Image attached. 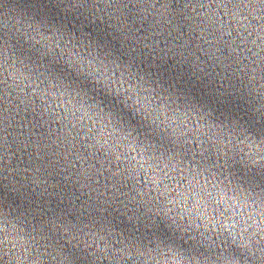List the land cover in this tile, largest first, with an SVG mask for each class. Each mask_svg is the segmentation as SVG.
I'll list each match as a JSON object with an SVG mask.
<instances>
[{
  "label": "clouds",
  "instance_id": "obj_1",
  "mask_svg": "<svg viewBox=\"0 0 264 264\" xmlns=\"http://www.w3.org/2000/svg\"><path fill=\"white\" fill-rule=\"evenodd\" d=\"M6 43V41H5ZM97 49L105 52L106 59L101 61V63L107 64L109 60L111 62H115L119 64L121 60L114 56L110 51H107L103 49L100 45L96 44ZM38 54V60H36L38 67V71L41 72V75H43L47 80H51L53 83H55L58 86L59 90H62L59 94L60 95H68L72 99L77 100V102H82L83 104H87L89 108L94 109L97 114L101 115L102 117H106L108 124L111 125L113 132H120L126 134L128 137H132L134 140H141V141H147L142 137L134 127L130 126L128 123H123V119L121 116L107 108L103 105L101 100L94 96L88 89L83 88L80 86L79 83L73 80L65 79L63 76L55 72L52 68L53 64H61L64 65L70 72L74 73L78 80L83 79L87 80L90 83L94 84L97 90H102L105 94H108L110 96H113L116 98L125 108L131 110L134 112L137 116H139L142 120H147V125L149 128L156 130L152 123L149 122L148 117L146 116V113L142 111L141 107H138L137 105L133 103H129V96L126 90L122 89V87H113V84L116 83L115 79H105L100 74L96 72H88L84 71L83 68H78L75 64L71 62H61L62 58L59 56H56L55 54L48 56L46 52H42L39 49H35ZM99 55V53H98ZM43 57H47V59H44ZM0 72H2V69H0ZM123 75V73H121ZM251 109V108H250ZM252 111V110H251ZM258 120H260V117L257 116L255 113H253ZM240 127H242L245 131L248 129L245 124L240 123ZM248 137H254V135L249 131L248 136L245 137L249 144L252 143L251 139ZM260 170V166L257 165ZM256 170V167H253L251 169ZM261 219H264V217H261ZM264 231V229H262ZM5 243V235H3L2 238H0V251H2V246ZM239 264V262H237Z\"/></svg>",
  "mask_w": 264,
  "mask_h": 264
},
{
  "label": "snow or ice",
  "instance_id": "obj_2",
  "mask_svg": "<svg viewBox=\"0 0 264 264\" xmlns=\"http://www.w3.org/2000/svg\"><path fill=\"white\" fill-rule=\"evenodd\" d=\"M215 0H209V3H214ZM195 43V41H193V44ZM5 47V40L4 37L2 35H0V59H2L3 56V50ZM193 52H195L197 55H199L201 49L200 48H194L192 49ZM221 55H223V53H221ZM202 59H207V57H201ZM3 68V64L0 63V69ZM257 71L258 73L261 75L262 78H264V59L260 60L259 65L257 66ZM2 96H0V193H2L3 189H4V180H3V175H4V171H6V169L4 168V156H3V152H4V146H5V132H6V128L4 127V117H3V103H2ZM137 106H140V102H137ZM142 108V107H141ZM142 111H144L146 113V116L148 117V115H150L148 113V110L146 108H142ZM259 117L260 120L264 121V107H262V109L260 110L259 113ZM144 123L147 125V120H143ZM123 123H126L124 120L122 121ZM131 126V125H130ZM248 132L249 129H247L244 133L245 137L248 136ZM55 135V134H53ZM156 135V130H153L150 128V133L148 136H142L144 137V139L146 140H153L151 139V137ZM79 136V133H77L76 137H70L69 134H65L64 138L62 140H60V143L56 145V148H59L61 145H63L64 148V153H66L67 155L64 157V162L65 164H70V165H74V171L75 172H79L81 175H84L86 173H88L89 171V161L93 159V157L89 156L88 153L86 151H84L83 145L81 144L80 147L77 146V137ZM36 141H33L31 136L29 137V141H28V148L29 151L26 152V155L29 154H33L31 152V145L33 143H37V146L42 145L45 142V137H48V133L45 132L42 128L39 129L36 132ZM249 139H251L252 143L250 144V146L255 147V152L254 153H250V157L254 159V163L260 166V170L264 171V135H254V137H248ZM57 139H59V137H57ZM49 140H51V137H49ZM157 143L159 144V141H157ZM165 148H167V146L165 145ZM41 153L46 155V149H41ZM50 159V158H49ZM34 163H39L41 165V168H43V161H34ZM31 166V165H29ZM47 174V173H46ZM54 178V177H53ZM3 198L2 195H0V238L3 237L4 234V222H5V218H4V214H3Z\"/></svg>",
  "mask_w": 264,
  "mask_h": 264
}]
</instances>
